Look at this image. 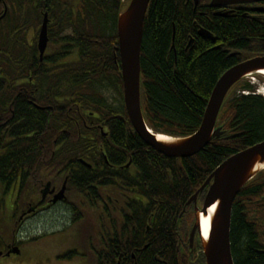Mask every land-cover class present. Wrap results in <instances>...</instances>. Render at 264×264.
<instances>
[{"label":"flooded vegetation","instance_id":"flooded-vegetation-1","mask_svg":"<svg viewBox=\"0 0 264 264\" xmlns=\"http://www.w3.org/2000/svg\"><path fill=\"white\" fill-rule=\"evenodd\" d=\"M180 1L189 12L187 48L202 39L239 63L264 56V0ZM79 8L80 0H0V152L24 145L27 156L17 161L29 163L9 187L14 199L0 226V264H69L72 255L79 257L74 264L89 263L87 256L95 264H125L130 257L140 264L136 253L142 258L168 229L162 221L167 212L159 205L150 208L149 217L142 211L143 173L134 164L135 152L128 162L121 161L123 149L113 139L118 131L112 123L125 114L129 118L123 81L119 97L106 86L107 79L118 76V66L106 76L96 75L94 68L83 67L80 47L66 44L79 38L83 25L106 21L82 20L76 15ZM69 12L74 21H66ZM46 20L48 42L42 53ZM225 24L249 31L232 41L219 33ZM201 30L212 37L200 35ZM130 123L133 130L128 128L127 135H134ZM61 192L64 198L57 199ZM205 195L197 204L187 202L173 221L175 257L158 251V264H206L198 227L191 241L196 208L203 207ZM52 212L57 216L48 218L68 225L39 231L36 218ZM85 221L91 223L89 232L79 229L77 240L69 227ZM82 246L86 252L79 251ZM146 257L142 264L152 262Z\"/></svg>","mask_w":264,"mask_h":264},{"label":"trees","instance_id":"trees-1","mask_svg":"<svg viewBox=\"0 0 264 264\" xmlns=\"http://www.w3.org/2000/svg\"><path fill=\"white\" fill-rule=\"evenodd\" d=\"M80 4L81 9L76 15L82 20L106 18L102 23L104 31L102 34L99 30L90 32L91 25H85L79 38L66 44L70 48L80 47L79 56L85 62L83 67L94 68L96 75L106 76L110 67L117 65L118 76L107 79L106 86L122 94L117 19L123 2L80 0ZM147 11L141 53V93L146 121L158 133L176 137L192 135L200 128L217 81L241 60L236 56L228 57L223 50L215 49L212 42L202 39L194 47L187 48L189 12L180 0H152ZM73 14L66 13V21H74ZM108 27H112L111 33L107 31ZM242 30L249 31L245 27L225 24L219 33L236 41L242 36ZM253 90L254 86L245 80L232 88L218 121V125L223 126V136L214 138L203 152L192 158L169 159L149 147L137 133L127 135L128 128H133L126 114L117 120L116 125L112 123V128L118 131L113 138L115 144L123 149L119 154L121 161L128 162L134 151V164L143 173L145 196L142 211L149 217L150 208L157 204L161 212H167L162 220L167 232L159 235L155 245L145 253L146 259L152 261L150 264H158L154 260L158 251L175 257L176 244L171 233L173 221L179 218L188 199L216 167L235 153L264 141V97ZM42 123L43 126L46 123L44 117ZM17 129L21 131L20 127ZM27 153L24 145L7 151L1 149L2 195L9 192L10 185L16 180V172L28 167V162L17 161ZM233 209L231 241L234 263L264 264V171L243 187ZM134 248L129 252H134ZM136 255L140 264L145 262L144 255L142 258L138 253ZM133 263L131 257L125 262Z\"/></svg>","mask_w":264,"mask_h":264},{"label":"water","instance_id":"water-1","mask_svg":"<svg viewBox=\"0 0 264 264\" xmlns=\"http://www.w3.org/2000/svg\"><path fill=\"white\" fill-rule=\"evenodd\" d=\"M152 0H130L118 17L117 34L121 53L122 76H124V97L128 116L137 134L144 142L167 158H191L205 150L214 138L223 136V126H218L224 101L232 87L248 75L260 72L264 68V56L253 57L232 66L221 75L212 91L200 128L190 136H166L154 133L148 128L144 117L141 97V60L144 39V26L147 9ZM47 20L40 34L39 46L42 53L48 42ZM204 37H212L210 32L201 30ZM163 136V137H160ZM264 171V141L246 148L225 159L216 167L188 200L198 203V196L207 191L204 206L196 208V226L192 231V240L196 227L201 232V242L206 254V264H235L232 252L231 226L233 205L237 195L248 182ZM64 192V191H63ZM63 192L57 199L64 198ZM56 199V200H57ZM210 217L211 226L207 238L202 232V217ZM17 249L14 251L16 252ZM1 256V254H0Z\"/></svg>","mask_w":264,"mask_h":264},{"label":"rangeland","instance_id":"rangeland-1","mask_svg":"<svg viewBox=\"0 0 264 264\" xmlns=\"http://www.w3.org/2000/svg\"><path fill=\"white\" fill-rule=\"evenodd\" d=\"M84 19L86 20L87 18H84ZM96 30H99V33L102 34L103 31H104V28L102 27V25L98 26L96 24H91V26L89 28V31L90 32H94ZM244 80L247 81V82H250L254 86V90L253 91H255V93L258 94L260 91L264 92V73H263V75H261V74H259L257 72L253 73V74L248 75L247 77H245ZM115 92L117 94V97H119L120 96V92H118L117 90L113 91V93H115ZM238 92H240L242 94L243 93H248L246 91H238ZM113 95L114 94H111V97ZM3 193H5L4 190H3ZM6 193L7 194H3V195L0 193V226H1V223L4 220H6L7 215H8V211L10 210L9 207L11 206V204L13 202V199H14L13 195L10 192H6ZM4 201H5V204H4L3 208H2V205H3ZM54 215L57 216V212H52V213H49L47 215L41 216L39 218H36V220L34 222H35V226L37 227V229H39V231L40 230L47 231V229L48 230H57L58 227H63L64 228V227H66L68 225L67 222L52 221L50 218H48L49 216H54ZM90 225H91L90 221H85V222L79 224V226L77 225V227H74V226L73 227H69V229H70V232L73 231V234L77 238V231L79 229H82L87 234V232H89ZM91 227H93V225ZM1 234L2 233H0V236H1ZM2 236L5 237L4 235H2ZM77 240H79V238H77ZM77 240H74V241L77 242ZM79 251L86 252L87 250L85 248H83V246H82V247H80ZM74 256L75 255L71 256L69 264H74V261L76 259H79L78 256H75V257ZM87 258L89 259V263H87V264H95V262L93 260V257L91 258L90 256H87Z\"/></svg>","mask_w":264,"mask_h":264},{"label":"bare ground","instance_id":"bare-ground-1","mask_svg":"<svg viewBox=\"0 0 264 264\" xmlns=\"http://www.w3.org/2000/svg\"><path fill=\"white\" fill-rule=\"evenodd\" d=\"M151 3V2H150ZM150 5V4H149ZM148 10V9H147ZM120 15V14H119ZM119 17V16H118ZM118 21V19H117ZM117 26H118V23H117ZM212 33V32H211ZM200 35H201V31H200ZM118 50H119V55H120V62H121V53H120V46H118ZM120 73H121V76H122V68L120 67ZM259 74L263 75L264 73V68L263 70H261L260 72H258ZM122 81H123V87H124V76H122ZM141 86V85H140ZM216 86V85H215ZM214 89V88H213ZM125 91V87H124V90L123 92ZM213 91V90H212ZM212 93V92H211ZM261 93L264 94L263 91H261ZM212 95V94H211ZM147 123V121H146ZM139 136V135H138ZM140 137V136H139ZM160 137H163V136H160ZM141 138V137H140ZM143 140V139H142ZM202 231L204 232L203 236H205V238H207V236L209 235V230H210V226H211V221H210V217H202ZM205 226V227H204Z\"/></svg>","mask_w":264,"mask_h":264}]
</instances>
